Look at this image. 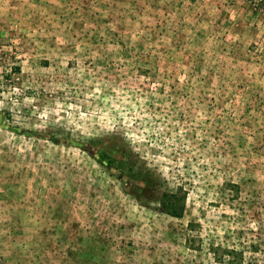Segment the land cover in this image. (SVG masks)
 <instances>
[{
  "label": "rangeland",
  "instance_id": "1",
  "mask_svg": "<svg viewBox=\"0 0 264 264\" xmlns=\"http://www.w3.org/2000/svg\"><path fill=\"white\" fill-rule=\"evenodd\" d=\"M0 264H264V0H0Z\"/></svg>",
  "mask_w": 264,
  "mask_h": 264
},
{
  "label": "crops",
  "instance_id": "2",
  "mask_svg": "<svg viewBox=\"0 0 264 264\" xmlns=\"http://www.w3.org/2000/svg\"><path fill=\"white\" fill-rule=\"evenodd\" d=\"M238 1H241V0H238ZM245 0H242V2H244Z\"/></svg>",
  "mask_w": 264,
  "mask_h": 264
}]
</instances>
